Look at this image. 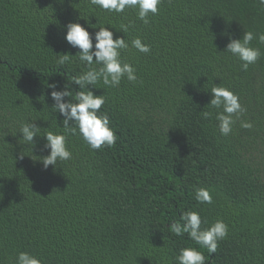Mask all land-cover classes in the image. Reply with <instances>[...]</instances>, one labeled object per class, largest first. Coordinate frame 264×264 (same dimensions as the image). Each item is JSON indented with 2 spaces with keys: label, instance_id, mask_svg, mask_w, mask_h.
I'll list each match as a JSON object with an SVG mask.
<instances>
[{
  "label": "trees",
  "instance_id": "16d2710c",
  "mask_svg": "<svg viewBox=\"0 0 264 264\" xmlns=\"http://www.w3.org/2000/svg\"><path fill=\"white\" fill-rule=\"evenodd\" d=\"M70 22L125 38L121 58L137 81L89 86L106 98L100 112L116 134L113 146L93 150L69 132L71 159L44 169L36 159L49 154L46 139L34 138L32 154L19 129L37 120L41 135L65 133L47 86L78 91L72 78L89 70L65 40ZM246 31L261 56L243 70L224 50ZM262 33L258 0H162L148 24L135 9L117 14L90 0H0V264H15L21 251L42 264H178L185 247L208 257L169 229L188 211L199 213L202 229L217 220L228 226L210 264H264ZM136 37L150 53L131 47ZM63 54L77 56L59 65ZM215 86L245 109L227 136L216 119L223 109L208 105ZM197 188L213 202H197Z\"/></svg>",
  "mask_w": 264,
  "mask_h": 264
},
{
  "label": "clouds",
  "instance_id": "9594fccd",
  "mask_svg": "<svg viewBox=\"0 0 264 264\" xmlns=\"http://www.w3.org/2000/svg\"><path fill=\"white\" fill-rule=\"evenodd\" d=\"M90 3L102 10L117 14L124 13L126 9H135L138 19L144 24H148L150 16L158 14L162 0H90ZM258 3L264 6V0H258ZM120 31L125 33L128 31V27L122 26ZM254 39H257V36L251 31H246L241 39L230 37L224 50L242 62L243 70H247L249 65L255 64L261 56L259 48L250 46ZM65 40L73 48L79 50L77 52L79 61L89 69L72 78V83L79 88L78 91L70 90L71 85L68 84L62 90H57L58 85L55 83L47 86L52 89L50 93L54 102L52 107L64 118L62 124L65 133L58 134L48 131L41 135V127L35 123L37 120L25 122L19 129V133L22 134L21 140L31 146L32 154V150L36 146L34 138L43 137L46 139L44 148L50 150L49 154L36 159L43 164L44 169L50 165L56 167L58 163L71 159L72 153L67 148V133L69 132L76 134L78 130L82 139L93 150L113 146L117 139L116 134L110 127L109 116L100 112L106 103V98L103 95L94 94L89 86L94 88L93 86L102 81L105 86L118 87L124 78L130 82L137 81L136 68L121 58L122 50L128 49L129 43L123 37L116 36L114 38V33L107 27H100L98 31L91 34L80 23L70 22L66 25ZM258 40L264 43V33L258 36ZM131 47L144 54L151 51L150 46L142 42L140 37L131 41ZM77 54L59 55L57 63L65 65L71 62ZM93 65L99 67H93ZM210 92L212 98L208 105L216 109H223L217 113L216 119L219 121L221 135L227 136L232 131L233 116L239 118L245 109L239 102V97L228 88L215 86ZM66 97L69 99L66 100ZM204 115L207 118L210 113L205 112ZM242 126L251 127L250 124ZM22 157L23 154H21ZM195 199L199 203L211 204L213 202L210 192L205 188L196 189ZM202 223L198 212L188 211L180 214V221L172 222L169 225L171 233L176 236L187 234L190 240L201 248H206L209 253V256L206 257L196 248H181L176 257L178 264H210V255L217 251L218 242L228 235V226L221 220H217L206 229H202ZM15 264H42V261L29 252L21 251L16 256Z\"/></svg>",
  "mask_w": 264,
  "mask_h": 264
}]
</instances>
